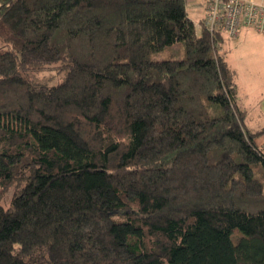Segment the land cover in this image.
<instances>
[{
    "label": "trees",
    "instance_id": "trees-1",
    "mask_svg": "<svg viewBox=\"0 0 264 264\" xmlns=\"http://www.w3.org/2000/svg\"><path fill=\"white\" fill-rule=\"evenodd\" d=\"M227 38L184 0H0V264H264Z\"/></svg>",
    "mask_w": 264,
    "mask_h": 264
},
{
    "label": "crops",
    "instance_id": "crops-1",
    "mask_svg": "<svg viewBox=\"0 0 264 264\" xmlns=\"http://www.w3.org/2000/svg\"><path fill=\"white\" fill-rule=\"evenodd\" d=\"M196 31L201 34L197 27ZM222 49L235 73L238 103L246 112V124L259 131L264 128V33L245 27L238 37L225 39ZM257 142L264 148V134Z\"/></svg>",
    "mask_w": 264,
    "mask_h": 264
},
{
    "label": "built area",
    "instance_id": "built-area-1",
    "mask_svg": "<svg viewBox=\"0 0 264 264\" xmlns=\"http://www.w3.org/2000/svg\"><path fill=\"white\" fill-rule=\"evenodd\" d=\"M194 1L184 0L186 7ZM193 4L204 9L202 18L194 22L201 32L207 29L211 34L222 32L236 38L247 27L264 33V0H205L204 5Z\"/></svg>",
    "mask_w": 264,
    "mask_h": 264
},
{
    "label": "rangeland",
    "instance_id": "rangeland-1",
    "mask_svg": "<svg viewBox=\"0 0 264 264\" xmlns=\"http://www.w3.org/2000/svg\"><path fill=\"white\" fill-rule=\"evenodd\" d=\"M193 3H201L202 5L205 4V0H195ZM189 4L187 6V13L190 19L194 21H199L202 16L204 15V9L203 11H200L198 9V5L196 4ZM200 7V6H199ZM170 51H165L159 54V56L166 58L170 57L169 55ZM175 52V51H174ZM176 54H179L175 52ZM64 77V73L61 72V70L57 65H51L44 71L40 72H35L32 75V78L35 82H41V83H46L48 85H53L61 81V79ZM247 121V120H246ZM18 191V184L13 183L7 186L0 185V203L3 205L7 206L10 204L14 194Z\"/></svg>",
    "mask_w": 264,
    "mask_h": 264
}]
</instances>
